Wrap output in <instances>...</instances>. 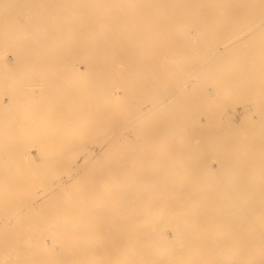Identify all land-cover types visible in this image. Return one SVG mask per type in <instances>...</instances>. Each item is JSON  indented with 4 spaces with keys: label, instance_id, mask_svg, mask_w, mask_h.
Returning <instances> with one entry per match:
<instances>
[{
    "label": "bare ground",
    "instance_id": "1",
    "mask_svg": "<svg viewBox=\"0 0 264 264\" xmlns=\"http://www.w3.org/2000/svg\"><path fill=\"white\" fill-rule=\"evenodd\" d=\"M0 186L39 257L264 264V0H0ZM116 191L147 205L88 204ZM102 212L129 243L92 256L113 248L88 230Z\"/></svg>",
    "mask_w": 264,
    "mask_h": 264
},
{
    "label": "rangeland",
    "instance_id": "2",
    "mask_svg": "<svg viewBox=\"0 0 264 264\" xmlns=\"http://www.w3.org/2000/svg\"><path fill=\"white\" fill-rule=\"evenodd\" d=\"M36 94H38V92L36 93ZM9 119H11L10 117H11V113L10 112H7V115H6ZM81 157V155L78 157V159ZM63 182L65 181V178H63V180H62ZM58 188V187H57ZM74 188H76V189H78V188H81V189H86V188H91V189H101V188H104V187H99V186H91V187H81V186H77V187H74ZM2 189H4V187H1L0 186V190H2ZM53 195V196H52ZM52 195H51V197H52V199H53V202L52 203H55V201H56V199L58 198V196H59V193L58 192H54V193H52ZM73 195H74V193H69L68 195H66L65 197H68V196H72L73 197ZM163 195H164V193H163ZM4 196V195H3ZM89 196H91V194H89ZM104 196H107V195H102V193H100V192H98V193H95V195H94V197L93 198H90V200H89V203L88 204H91V205H94V204H103V206H105V207H107L109 204H113V205H116L117 207H115V210H118V209H124V207H127L128 208V205H129V208H131V206L136 210L137 208H141V209H143L146 205H147V200H146V198L143 196V194L142 193H138V194H136V195H133V196H127L126 195V193L125 192H122V191H116V192H114V194L113 195H110V196H108L107 198L105 197V198H100V197H104ZM0 199H2V198H0ZM6 203H8L9 205H10V201L9 202H6ZM17 203V201L15 202V204ZM8 204H6V205H8ZM14 204V202H12L11 201V209H12V211H13V209H14V211L16 210V208L18 207V209H20L21 208V205H18L19 203H17L16 204V206H14L13 205ZM22 204V203H21ZM24 205H25V203H23ZM22 204V205H23ZM28 204V203H27ZM30 204H32V203H29V205ZM18 205V206H17ZM16 207V208H15ZM24 207V208H23ZM11 209H10V211H11ZM17 209V210H18ZM24 209V211L26 212V210H27V208H25V206H22V210ZM133 209V210H134ZM4 210V209H3ZM1 210L2 212H0V217H2V218H0V221H2V219L3 220H6V222L5 221H3L4 223H9V221H11V219H10V215L11 214H9L10 212H8V210L6 211V210ZM22 210H20L19 212H21ZM38 211H39V209H37ZM44 210H46V209H44ZM47 210H48V208H47ZM4 212H8V214L9 215H7V214H5V215H7L8 217H9V221H8V219H4L5 218V216L4 215H2L1 216V213L2 214H4ZM17 213H18V211H16ZM36 212V211H35ZM42 213H43V211H41ZM41 212H40V214H41ZM14 213V214H13ZM16 213V214H17ZM27 213H29V214H26L25 215V213L23 214L24 216L23 217H27V220H28V218L29 217H33L32 219H34L35 221V223L40 227L41 225H40V223L39 222H41V221H43V219L44 218H41L40 220H39V218L38 217H40V216H42V215H40V214H34V213H30V212H27ZM21 214H22V212H21ZM32 214V215H31ZM104 214H106V212H102V213H100V214H98L97 215V218H95V219H92V220H89L90 222H89V226H88V230L89 231H91L93 234H97V235H99V237H100V241L101 242H103V243H107V245H106V248H110V247H113V248H111V249H108V250H105V251H99L100 249H105V248H95V246L93 247V248H91V249H89V254L90 255H95V254H99V255H103V253L104 254H106V255H109L110 254V250H113V251H115V252H120L121 250H122V248H124V246H126V245H128V243H129V241H128V239H126V240H120V241H118V240H112V241H114L113 243H110V242H112V241H110V236H109V234H108V232L110 231V228L109 229H107V228H105L106 226H109V224H110V226L115 230V228H117V226H119V228H124V230H123V234L124 233H127L128 231H130L131 229H130V220L128 219V220H126V218H123V216L125 215V213L124 214H119V213H117V216L116 217H114V218H112V220L113 221H107V220H109L110 218H108L107 217V215H104ZM13 215H15V212H12V217L11 218H14L15 219V217L18 215H20V213H18L17 215H15V217L13 216ZM45 214H43V216H44ZM46 215H49V213H47ZM45 215V220H44V224L42 223V226L43 225H45L46 224V226H47V222L48 221H46V218L48 219V216H46ZM17 216V217H18ZM50 216V215H49ZM4 217V218H3ZM110 217V216H109ZM121 218V219H118V218ZM19 218V220H21L20 219V217H18ZM18 218H16L15 220L17 221V219ZM22 218V217H21ZM38 218V219H37ZM24 219V218H23ZM39 220V222H37V220ZM118 219V220H117ZM15 220H13V221H15ZM26 220V219H25ZM24 220V221H25ZM26 220V221H27ZM30 221H33V220H31V219H29ZM28 220V221H29ZM51 220V219H50ZM49 220V221H50ZM53 220V219H52ZM15 221V222H16ZM22 221V220H21ZM20 221V222H21ZM27 221V223H23V224H25V226L26 227H28L26 224H31V222L29 221L28 222ZM106 221V222H105ZM3 222H2V225H1V222H0V225L3 227V225H5V224H3ZM15 222H12V224L14 225V223ZM114 222H115V224H114ZM128 222H129V225H128ZM11 223V222H10ZM8 224V225H6V227L4 226L3 228H0V230L2 231L4 228V230H6V232L7 231H9L10 230V232H9V235H7L9 238H11V236L12 235H14V238L13 239H11L10 240V243L8 244L7 242H9V241H7L8 239V237L6 238V236H5V234H6V232H5V234L3 233L4 232V230L2 231V233H1V231H0V237H2V239H0V244H1V246H2V244H3V242L5 243V246H4V248H3V252L8 248L9 250H10V252H9V250H8V253H10L9 255L7 254V250L4 252L5 254H6V256H3V257H7V256H9L8 258L10 259L9 261H10V263H9V261H6V262H8L7 264H12V262H15V264H22V261L20 262V259H18V258H16L17 256H16V254H14L16 257H13L14 255H13V253H19V254H21V255H19V258H20V256H21V258H22V260L24 259L23 257H25V259L24 260H26V256L25 255H27V254H24L23 255V253L25 252V253H28L27 251L29 250V253H31L32 255H31V257H28L29 259H27L28 261L30 260L31 262H28V263H26V262H24V264L26 263V264H36V258H37V260L39 259V261H40V259H41V256L43 255V254H45V252H46V254L45 255H49V253H51L50 255L51 256H49V257H52V258H48L47 256H45V255H43V257L44 258H46V261H47V263L46 264H48V260L49 259H51V264H61V263H66V264H69L70 262V258L67 256H65L64 254H65V251L64 250H57L55 247H53L52 248V251L50 250L49 251V253H48V250L47 249H50V248H44V249H42V250H44V253L42 254V252L43 251H41L40 253L42 254L40 257L39 256H36V255H40V254H38V253H36L35 251V246H34V242L36 241V238L39 236V232H40V234L42 233V230H41V227H40V230L41 231H39V229L37 228L36 230L37 231H33V229L36 227H33V229L31 228V230L29 229V230H27V228H25L24 229V225H22L23 226V228L21 227L20 228V225H19V227L18 226H15V227H18V229L20 228L21 230L23 229L24 231H26V232H30L31 231V233H33L31 236H30V234H27L26 233V235H25V232L23 233V231L22 232H20L18 229V231L16 230V228L15 227H13V225H11V224ZM15 224H17V222L15 223ZM33 224V223H32ZM50 225V224H49ZM0 226V227H1ZM8 226H10V229H8L7 230V227ZM31 226V225H30ZM29 226V227H30ZM42 229H43V232H44V230L46 231V229H48V230H50V227L49 228H44V227H42ZM130 229V230H129ZM13 230V231H12ZM11 231H12V233H11ZM13 232L15 233V234H17V232L19 233L20 232V234H17V235H15V234H13ZM34 232H36L35 234H34ZM22 233V234H21ZM12 234V235H11ZM20 235V236H19ZM35 235V236H34ZM36 235H37V237H36ZM44 235V236H43ZM41 234V236L40 237H38V238H40L41 239V244L43 243V245H48L47 247H50V242L48 241V238L46 239V238H44L46 241H47V244H44L46 241H44L43 240V237H46V232L44 233V234ZM15 236H19V238H23V237H29V239H30V241L31 242H27V241H23V239H20V241H21V245L23 244L22 242H27V246H28V249H27V246H24V245H26V244H23V248H22V246L21 247H19L20 245L17 243L18 241V239L16 240L15 239ZM27 237V238H28ZM31 237V238H30ZM115 237H116V233H115ZM124 237V236H123ZM6 238V239H5ZM26 238V239H27ZM15 239V240H14ZM3 240V241H2ZM17 241L15 244L18 246V247H14V245L12 246V247H14L15 249H16V251H14L13 252V250H14V248H11V244H12V242L13 241ZM25 240V239H24ZM38 240V239H37ZM6 241V242H5ZM19 241V242H20ZM120 242V243H119ZM6 243H7V245L9 246H7L6 245ZM14 243V242H13ZM31 244V248L29 247L30 246V244ZM131 244V243H130ZM129 244V245H130ZM3 247V246H2ZM24 247H26V249H27V251L24 249ZM105 247V246H104ZM19 248V249H18ZM31 249V252H30V249ZM41 248L42 247H40V250H41ZM25 251H24V250ZM38 249V248H37ZM18 250H19V252H18ZM53 250H55V251H53ZM22 251H24L23 253H22ZM38 251V250H37ZM13 252V253H12ZM39 252V251H38ZM35 253H36V255H35ZM4 254V255H5ZM12 254V255H11ZM30 254H28L27 256H29ZM36 256V258H35V256ZM42 257V258H43ZM8 258H7V260H8ZM11 258H16V260L18 259V261H19V263H16V261H12L11 262V260H14V259H11ZM43 258V259H44ZM48 258V259H47ZM6 259V258H5ZM34 259V260H33ZM4 260V259H3ZM57 260H59L57 263H55ZM97 260V259H96ZM50 261V260H49ZM4 262V261H3ZM6 262H5V264H6ZM38 262V261H37ZM40 262H45L44 260L43 261H40ZM39 262V263H40ZM84 262H85V264L86 263H89V261H87L86 262V260L85 261H79V262H77L78 264H80V263H83L84 264ZM105 262H107V259L105 258V259H103V258H101V259H98L97 260V264H104ZM115 262H118V261H115ZM38 263V264H39ZM76 263V264H77ZM14 264V263H13ZM40 264H42V263H40ZM43 264H45V263H43ZM71 264V263H70ZM72 264H74V263H72ZM92 264H94V263H92Z\"/></svg>",
    "mask_w": 264,
    "mask_h": 264
}]
</instances>
